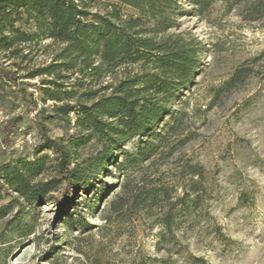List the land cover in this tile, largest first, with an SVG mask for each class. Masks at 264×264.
I'll return each mask as SVG.
<instances>
[{"label": "rangeland", "instance_id": "rangeland-1", "mask_svg": "<svg viewBox=\"0 0 264 264\" xmlns=\"http://www.w3.org/2000/svg\"><path fill=\"white\" fill-rule=\"evenodd\" d=\"M242 1L229 9L225 0L202 8L179 0L173 27L164 34L194 41L200 63L173 102L183 110L165 117L162 132L179 120L151 159L124 163L141 145V137L131 139L118 161L62 211L46 196L32 202L13 187L0 189V264H264V14L245 19L249 0ZM106 2L118 3L124 15L137 14L117 0L90 9L104 13ZM59 47L42 39L9 60L0 52V62L19 70L25 89L3 86L0 169L53 158V151L38 148L41 122L49 136L68 131L67 121L53 114L61 102L44 93L48 77H25L50 63ZM71 81L62 89H73ZM110 81L105 76L78 91ZM41 110L53 115L45 118ZM14 116L22 118L19 138L11 148L2 146L1 127ZM87 151L80 149L81 155ZM52 175L49 170L34 180ZM149 189L158 193L156 200L148 198ZM137 193L139 201L132 202ZM122 198L124 206H113ZM169 213L171 227L163 222Z\"/></svg>", "mask_w": 264, "mask_h": 264}, {"label": "trees", "instance_id": "trees-1", "mask_svg": "<svg viewBox=\"0 0 264 264\" xmlns=\"http://www.w3.org/2000/svg\"><path fill=\"white\" fill-rule=\"evenodd\" d=\"M117 1L134 7L137 14H122L114 2H106L104 13L92 11L90 7L101 0H0L3 58L19 56L27 44L42 39H51L60 45L50 63L25 77H48L42 79L44 93L61 102L54 105L53 114L62 116L68 124L63 136L52 137L41 122L38 148L53 151V158L46 154L21 166H3L0 189L13 187L21 197L32 202L46 196L62 211L80 190H88L94 179L118 161L128 141L141 137V145L126 155L124 161L136 165L151 159L165 135L174 129L178 117H174L165 133L163 122L167 115L183 110L174 108L173 102L200 63V50L194 41L164 34L173 27L179 0ZM192 1L201 8L213 2ZM225 1L229 9L243 2ZM245 3L248 11V15L243 14L245 19L255 20L264 14V0ZM20 22L32 26L33 30L17 26ZM105 76L111 81L79 93L78 88L97 83ZM235 76L228 83L235 81ZM22 77L18 69L0 62L1 101L6 97L2 91L4 84L25 92L21 87ZM72 78L73 89H62ZM71 98L75 101H70ZM40 113L45 118L53 115L44 110ZM71 113L76 114V119L70 117ZM21 120L14 116L3 124L2 146L13 147L14 140L19 138L16 126ZM83 147H88V151L81 155ZM49 170L53 172L49 179L34 180ZM140 194H135L132 202H138ZM147 194L154 201L158 193L149 189ZM123 200L115 201L113 206L117 207V203L124 206ZM163 222L172 226L170 213Z\"/></svg>", "mask_w": 264, "mask_h": 264}, {"label": "built area", "instance_id": "built-area-1", "mask_svg": "<svg viewBox=\"0 0 264 264\" xmlns=\"http://www.w3.org/2000/svg\"><path fill=\"white\" fill-rule=\"evenodd\" d=\"M30 136V134L28 135V137Z\"/></svg>", "mask_w": 264, "mask_h": 264}]
</instances>
